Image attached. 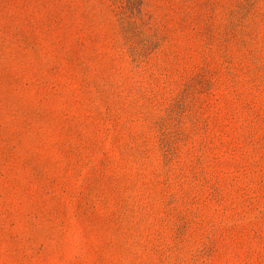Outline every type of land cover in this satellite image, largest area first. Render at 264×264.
I'll list each match as a JSON object with an SVG mask.
<instances>
[{"label": "rangeland", "instance_id": "1", "mask_svg": "<svg viewBox=\"0 0 264 264\" xmlns=\"http://www.w3.org/2000/svg\"><path fill=\"white\" fill-rule=\"evenodd\" d=\"M0 264H264V0H0Z\"/></svg>", "mask_w": 264, "mask_h": 264}]
</instances>
